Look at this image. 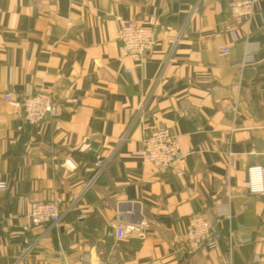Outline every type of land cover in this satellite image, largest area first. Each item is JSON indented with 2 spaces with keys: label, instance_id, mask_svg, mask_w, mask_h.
<instances>
[{
  "label": "crops",
  "instance_id": "obj_1",
  "mask_svg": "<svg viewBox=\"0 0 264 264\" xmlns=\"http://www.w3.org/2000/svg\"><path fill=\"white\" fill-rule=\"evenodd\" d=\"M229 2L0 0V264H264V196L248 190L264 166V0L237 22ZM128 21L158 28L142 59L122 56ZM247 43L260 47L242 68ZM30 87L54 90L58 124L5 101ZM159 127L185 174L136 156ZM36 199L59 202L57 225L31 222ZM193 215L219 225L216 248L188 251ZM123 219L143 237H115Z\"/></svg>",
  "mask_w": 264,
  "mask_h": 264
},
{
  "label": "built area",
  "instance_id": "obj_2",
  "mask_svg": "<svg viewBox=\"0 0 264 264\" xmlns=\"http://www.w3.org/2000/svg\"><path fill=\"white\" fill-rule=\"evenodd\" d=\"M257 0H230L229 15L233 22L242 18H248L254 14ZM228 31L231 26L228 25ZM158 36L156 26H142L133 21L124 23L119 31L121 42V53L124 57L142 59L152 50ZM260 45L257 43H247L242 68L254 66L256 64L255 54ZM229 48L221 47L220 53L227 55ZM4 99L7 104L30 125H38L44 122L56 123L61 116V106L52 88H40L36 90L30 87L23 96L14 98L12 93H6ZM65 99L69 100L75 107L79 105V100L72 98L67 91ZM136 156L155 166L163 173L173 175H183L185 170L181 167L180 146L176 135L167 127H159L148 133L142 142L141 149ZM64 165L70 170L75 171L77 164L71 159H67ZM7 183L0 181V192L7 189ZM248 190L252 196H264V166L257 165L248 169ZM225 212L220 210L219 216H225ZM30 219L34 225L54 224L57 225L61 220L59 202H46L34 200L31 206ZM124 220V219H123ZM129 219L118 224L115 229V237L123 239L127 236L135 235L143 237L142 224H129ZM224 234L219 225L210 221L203 215H193L189 219L186 230L185 242L189 252L193 253L202 248H216Z\"/></svg>",
  "mask_w": 264,
  "mask_h": 264
},
{
  "label": "water",
  "instance_id": "obj_3",
  "mask_svg": "<svg viewBox=\"0 0 264 264\" xmlns=\"http://www.w3.org/2000/svg\"><path fill=\"white\" fill-rule=\"evenodd\" d=\"M244 72L248 76H252L254 74V71L252 69H246ZM234 263L245 264L237 254L234 255Z\"/></svg>",
  "mask_w": 264,
  "mask_h": 264
}]
</instances>
